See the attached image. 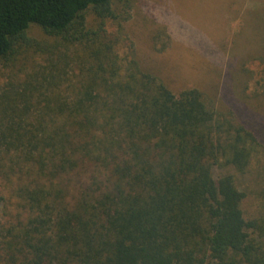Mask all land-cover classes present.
<instances>
[{
  "label": "trees",
  "instance_id": "1",
  "mask_svg": "<svg viewBox=\"0 0 264 264\" xmlns=\"http://www.w3.org/2000/svg\"><path fill=\"white\" fill-rule=\"evenodd\" d=\"M115 1L0 0V65L58 60L0 91V264H264L239 187L262 132L118 55Z\"/></svg>",
  "mask_w": 264,
  "mask_h": 264
},
{
  "label": "rangeland",
  "instance_id": "2",
  "mask_svg": "<svg viewBox=\"0 0 264 264\" xmlns=\"http://www.w3.org/2000/svg\"><path fill=\"white\" fill-rule=\"evenodd\" d=\"M113 10L104 29L118 55L136 57L176 93L199 89L219 109L231 106L262 132L264 144V117L251 110L264 113V64L255 58H264V0H116ZM99 26L90 13L88 28ZM29 34L45 46L54 43L39 28ZM27 52V60L0 65V91L25 81L37 65L58 61L52 46ZM262 151L239 176L247 219L264 216Z\"/></svg>",
  "mask_w": 264,
  "mask_h": 264
}]
</instances>
